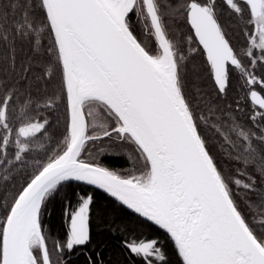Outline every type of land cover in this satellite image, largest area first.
<instances>
[{
	"label": "snow or ice",
	"instance_id": "1",
	"mask_svg": "<svg viewBox=\"0 0 264 264\" xmlns=\"http://www.w3.org/2000/svg\"><path fill=\"white\" fill-rule=\"evenodd\" d=\"M223 3L244 36L239 52L218 20L217 0H9L0 12L6 59L14 65L16 38H28L35 50L47 30L46 70L35 79L47 77L63 94L66 123L62 139L46 147L40 141L52 139L51 125L39 110L56 106V91L42 100L0 82V264H63L65 251L90 241L93 196L77 193L76 205L69 201L64 210L66 231L54 242L53 260L42 215L68 182L102 189L158 226L180 264H264V192L252 199L257 180L247 172L251 166L264 178V0ZM175 16L190 28L187 43L202 49L217 100L227 96L235 75L243 93L236 110L243 111L242 102L249 106L259 135L227 113L217 115L216 100L198 88L189 93L178 46L184 36L177 39L167 23ZM204 110L208 115L198 117ZM101 113L104 122L97 120ZM201 125L224 153L242 161L235 176L219 167ZM104 140L132 149L126 173L84 158L89 145ZM33 148L45 158L35 160L19 188L9 187ZM125 247L143 264H167L156 239L134 237Z\"/></svg>",
	"mask_w": 264,
	"mask_h": 264
},
{
	"label": "trees",
	"instance_id": "2",
	"mask_svg": "<svg viewBox=\"0 0 264 264\" xmlns=\"http://www.w3.org/2000/svg\"><path fill=\"white\" fill-rule=\"evenodd\" d=\"M8 4L9 0H0V12ZM217 10L219 22L224 28L228 39L239 52L244 46L245 40L240 27L236 23V17L223 3V0H217ZM17 19H20L19 15H17ZM167 23L171 33L177 39L180 38L181 34L184 36V42L178 46L181 48L182 54L186 56L185 64L189 93H195L198 88L203 94H207V96L216 100L220 109L217 115L227 113L229 116L235 117L236 122L244 127L246 131L251 129V131H255L259 135V127L252 125L248 119L251 115L249 106L242 102L241 108H243V111L236 110L235 101L243 93L239 90V84L235 75L230 79L227 96L217 100L213 82L205 71L202 49H200L198 43L194 40L191 44L187 43L186 38L188 35H191V32L186 21L183 17L175 16L168 18ZM10 27L11 23L9 22ZM0 32H2V29H0ZM138 35H141L139 28ZM141 38L145 43L151 44L149 38L142 35ZM40 39L42 47L36 46L35 50H33V45L29 42L28 38H16L14 40V65L6 59L8 49L0 46V82H6L10 86L20 89L22 92H30L33 98H42V100L46 99L53 91H56L59 97L56 106L49 109L41 108L39 110L40 116L48 118L51 125L50 134L52 136L50 141H40V143H44L46 147H52L56 141L62 139L61 134L66 123V100L53 81L48 80L47 77H42L39 80L35 79L36 76H42L43 71L46 70L44 49L50 45L51 39L47 30L40 34ZM193 49L196 51H192ZM37 61L40 62L39 68L35 66ZM29 66H31L30 70L25 72L23 69ZM53 80H55V77H53ZM193 84L197 87L194 88ZM201 114L208 115L206 110L197 111L198 117ZM104 119L103 113L97 117L98 122H104ZM201 127L207 139L209 150L216 157L219 167L226 174L235 176L237 169L244 167L242 161L231 159L219 146L220 141L215 138L214 133L204 125H201ZM253 142L257 143L255 138H253ZM132 155V149L128 145L121 144L119 141L111 142L104 140L103 143L89 145L84 158H95L99 163L112 171L126 173L130 168V157ZM44 158L43 149L33 148L29 157H26L25 160L27 167L19 175L14 173L10 177L8 181L9 187L14 185L15 188H19L24 182L23 177L25 172L30 174L36 167L35 160L40 159L43 161ZM247 172L257 180L256 192L249 193L252 199L255 200L260 193L264 192V178H261L258 170L254 172L251 166L247 168ZM234 191L237 190L234 189ZM238 191L239 197L245 195L243 190ZM77 193L93 196L90 213V241L86 245L75 247L71 252L65 251L62 257L63 264H143L140 257L131 254L125 247V241L131 240L134 237L137 240L141 238L158 240L159 246L165 253L167 264H180L173 242L161 229L130 212L104 193L75 182H68L62 186L49 199L43 210L42 220L45 233L48 236L49 249L53 253V260L57 259L54 251V242L57 240L62 242L66 231L64 210L68 206L69 201L72 206L76 205L75 194ZM2 203L3 201H0V204ZM256 219L258 221L260 217L257 216Z\"/></svg>",
	"mask_w": 264,
	"mask_h": 264
},
{
	"label": "water",
	"instance_id": "3",
	"mask_svg": "<svg viewBox=\"0 0 264 264\" xmlns=\"http://www.w3.org/2000/svg\"><path fill=\"white\" fill-rule=\"evenodd\" d=\"M75 183H79V184H83L82 182H75ZM83 185H86V184H83ZM86 186H89V187H91V188H93V189H96V190H98V191H100V192H102V193H104L105 195H107V196H109L107 193H105L102 189H98V188H96L95 186H92V185H86ZM110 198H112L114 201H116L115 200V198L114 197H111V196H109ZM117 203H119L118 201H116ZM120 204V203H119ZM121 206H123L124 208H126L127 210H129L130 212H132V213H134L132 210H130V209H128L126 206H124V205H122V204H120ZM134 214H136V213H134ZM136 215H138V214H136ZM139 216V215H138ZM142 218V217H141ZM144 219V218H143ZM146 220V219H145ZM149 222V221H148ZM151 223V222H150ZM154 225V224H153ZM156 226V225H155ZM156 227H158V226H156ZM159 228V227H158ZM163 231V230H162ZM164 232V231H163ZM166 235H167V233L166 232H164ZM168 236V235H167ZM169 237V236H168ZM170 238V237H169ZM171 240V239H170ZM174 244V243H173Z\"/></svg>",
	"mask_w": 264,
	"mask_h": 264
}]
</instances>
